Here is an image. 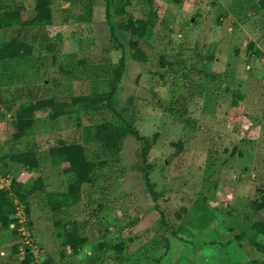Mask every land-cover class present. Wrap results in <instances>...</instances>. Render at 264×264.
Returning <instances> with one entry per match:
<instances>
[{
    "label": "rangeland",
    "instance_id": "rangeland-1",
    "mask_svg": "<svg viewBox=\"0 0 264 264\" xmlns=\"http://www.w3.org/2000/svg\"><path fill=\"white\" fill-rule=\"evenodd\" d=\"M36 1L0 0V9L14 4L32 8ZM128 1V14L143 17L147 2ZM106 2L93 0L85 36L71 34L52 42L42 28L0 30V42L15 39L34 48L33 56L0 60V157L38 147L41 155L37 169H6L23 186L41 177L57 191L67 188L70 176L52 166L45 151L54 139L76 140L78 121L84 125L91 114L75 106L69 115L51 121L47 110H39L31 135L18 140L11 137L8 123L20 101L70 96L77 103L84 95L108 91L121 49L110 37ZM252 2L152 0L153 26L140 40L148 62L127 57L114 97L116 109L134 122L140 135L157 134L146 159L140 155L143 143L133 136L124 137L113 158L99 144H87V158L104 164L61 215L63 221L77 222L76 238L86 243L76 254L61 249L53 210L40 191L22 202L28 229L25 224L14 233L12 224L0 230V264H19L31 249L35 264L46 257L52 264H91L89 257L94 264H264V251L253 244L264 246V235L252 228L255 221L264 223V208L254 214L250 204L258 200L257 188L264 187V16L250 9ZM69 6L54 0V34L69 23L74 26ZM115 34L126 48L127 36L120 30ZM251 43L261 51L260 58L250 53ZM125 52L128 56L127 48ZM5 102H14L8 114ZM117 168L124 172L121 177ZM0 185L10 190V201L23 220V205L10 188V178L0 173ZM26 240L37 248L26 249ZM120 241V253L108 248L102 260L97 257L100 245Z\"/></svg>",
    "mask_w": 264,
    "mask_h": 264
},
{
    "label": "trees",
    "instance_id": "trees-1",
    "mask_svg": "<svg viewBox=\"0 0 264 264\" xmlns=\"http://www.w3.org/2000/svg\"><path fill=\"white\" fill-rule=\"evenodd\" d=\"M62 2H69L70 6L66 11H74L71 23L65 28L64 31H57L55 34L52 30V4L54 0H37L34 7L26 8L22 4H14L8 9H0V30L15 28L23 29L29 27H37L45 30L47 39L52 38V42H61L63 39H70L75 34L78 36H85L89 34L90 23L92 21V9L93 0H61ZM146 1L147 8L144 11V16L140 18H132L128 14L127 5L128 0H107L105 8V20L110 28V37L114 40L115 48L121 49V55L118 61L114 64L112 69V78L109 81L108 91L94 94L84 95L77 103L73 102L70 96H54L43 99L18 102L16 109L13 111L14 102H5L4 111L6 114L13 111L10 118L9 126L13 132L11 137L13 140L27 137L31 135L32 128L36 121V113L39 110H47L48 117L51 121L69 115L73 107H78L80 113H90L91 118L84 125L78 121L77 127L79 129L76 135V140L68 141L66 139L57 138L53 143H49V147L45 153L48 156L49 161L54 167H61L64 175L70 176L65 191H57L56 189L44 185L42 178L38 177L31 184L26 183L24 186L21 183L15 181V178L11 177L8 169L11 166H22L27 170H34L39 167L41 155L39 153V147L36 149H26L18 151L9 155L0 157V173L2 176L10 178L11 189L19 196V202H24L29 196L38 192H43L47 196L46 205L53 210L54 218L53 224L55 227V235L60 240L61 249L69 248V253H77L80 246L86 243V239H77L79 226L76 221L68 219L63 221L61 216L68 209L71 208L72 196L77 194L84 184H88L92 181V173L98 167V165L104 164L103 161H94L87 158L85 153V147L90 143L99 144L108 155V158H113L119 155L121 152V143L124 137L133 136L138 141L143 143L140 151L142 160H145L150 149L152 148L157 134L152 137H146L140 135L134 126V122L124 118L122 113L118 111L114 105V97L118 89V85L121 81L122 74L126 70L127 57L135 60L139 63H147L148 56L140 45V40L146 36L153 23L150 22L152 0H138ZM250 9L257 14L264 16V0H253ZM111 17L114 18V22L111 23ZM82 23L80 25H76ZM65 24H67L65 22ZM115 30H120L127 36L126 48L129 51L127 56L124 43L117 38ZM54 40V41H53ZM47 49H52V45H48ZM106 50H109L106 48ZM250 53L257 58H260L262 53L256 48L254 43L249 45ZM34 48L26 41H17L15 39L0 42V60L15 59L25 56H33ZM213 78V76H212ZM235 98H241L239 92L236 93ZM237 99H233L231 105L235 106ZM171 114L180 121L182 115L178 114L176 110L170 109ZM96 120L93 121L92 119ZM78 137L80 140H78ZM181 142L177 143L178 149L181 147ZM234 152V149H233ZM6 170V171H4ZM10 171V170H9ZM118 175L124 173L122 169L117 168ZM148 175V170H145V177ZM147 186L149 192L153 196L155 201V195L151 190V184L147 180ZM259 192L258 200L254 199L250 202L253 208L254 214L264 208V190L257 188ZM10 190L0 185V230L4 228H10V225H14V228H10L14 233L17 231L18 219L15 218L16 205L10 201ZM23 204V203H22ZM24 205V204H23ZM155 211L161 213L159 207L154 206ZM24 215L26 221V228L28 229V212L24 205ZM253 214V215H254ZM252 228L256 232L264 235V223L255 221L252 224ZM122 241L117 243H103L100 245L101 253L97 257L104 256L106 249L114 248L117 253L122 250ZM259 250L264 251V246L260 243H253ZM13 253L17 252V246L14 245ZM112 246V247H111ZM29 249V246H26ZM109 250V249H108ZM64 253V252H63ZM91 264H94V257L88 258ZM47 257L42 261V264H52ZM264 263V261H263ZM19 264H35L33 253L25 252L23 260Z\"/></svg>",
    "mask_w": 264,
    "mask_h": 264
},
{
    "label": "built area",
    "instance_id": "built-area-1",
    "mask_svg": "<svg viewBox=\"0 0 264 264\" xmlns=\"http://www.w3.org/2000/svg\"><path fill=\"white\" fill-rule=\"evenodd\" d=\"M261 189L262 190H264V187H261ZM18 202V201H17ZM20 205H23L22 203H20V202H18ZM23 213H22V215H23V220H20V218L18 217V212H17V209H16V211H15V218H17L18 219V227H17V229L18 230H20V231H22V230H24V223H25V221H26V219H25V215H24V205H23ZM26 242V244H27V246L28 245H30V246H32V248L33 249H35V248H37L36 246V244L34 243V241H32V240H26L25 241ZM27 249V248H26ZM31 249V248H30ZM31 252H32V249H31ZM32 253H34V252H32Z\"/></svg>",
    "mask_w": 264,
    "mask_h": 264
}]
</instances>
